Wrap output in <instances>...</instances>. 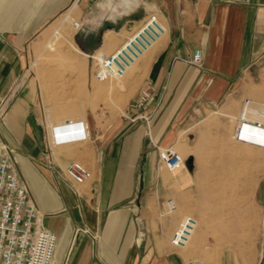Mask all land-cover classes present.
I'll list each match as a JSON object with an SVG mask.
<instances>
[{"label":"crops","instance_id":"obj_1","mask_svg":"<svg viewBox=\"0 0 264 264\" xmlns=\"http://www.w3.org/2000/svg\"><path fill=\"white\" fill-rule=\"evenodd\" d=\"M68 11L82 24L76 45L93 55L114 53L151 15L166 31L137 90L145 83L155 88L141 110L148 122L129 105L105 127L86 112L90 137L49 149V128L28 87L0 124L45 215L44 227L57 236L55 264H264V188L251 216L261 250L258 242L244 246L238 236L215 238L205 226H197L190 249L171 244L179 222L198 217L194 159L187 154V169L168 175L158 166L157 151L177 144L185 149L180 132L191 113L241 98V82L264 53V0H0V99L24 74L32 39ZM197 49L202 56L194 64ZM71 112L56 113V121L50 114V126L83 119L82 109ZM72 161L90 170L85 183L66 176Z\"/></svg>","mask_w":264,"mask_h":264},{"label":"rangeland","instance_id":"obj_2","mask_svg":"<svg viewBox=\"0 0 264 264\" xmlns=\"http://www.w3.org/2000/svg\"><path fill=\"white\" fill-rule=\"evenodd\" d=\"M75 21H79L75 13H63L29 43L27 66L0 124L8 117L18 92L28 87L34 93L38 115L45 128H50V114L54 115L56 121V113L69 115L71 111L80 109L84 114L78 116L83 118L79 120L86 122L85 113L92 112L98 124L105 127L117 119L128 105L130 107L142 84L148 57L160 41L133 64L123 78L98 81L95 72L101 54L93 55L76 45ZM61 35L65 37L63 42ZM67 48L69 51L63 53ZM64 54L71 62L70 67L60 65ZM98 88L103 90H99V93ZM237 95L241 98L229 97L214 108L191 113L180 132V139L185 138L188 144L184 142L183 151L180 144L175 147L183 158L191 154L194 159L198 231L205 226L204 229L215 238L226 237L229 240L238 236L244 246L249 245L252 249L258 242L261 250L260 237L252 227L254 222L251 216L256 213L257 191L264 188V149H259L260 145L238 141L234 135L240 121L250 123L249 119H257L264 123V53L246 73ZM245 105L258 113L245 116ZM45 137L47 139V131ZM0 139L13 151L1 135ZM163 172L170 175L167 169ZM198 231H195L184 250L194 245Z\"/></svg>","mask_w":264,"mask_h":264},{"label":"built area","instance_id":"obj_3","mask_svg":"<svg viewBox=\"0 0 264 264\" xmlns=\"http://www.w3.org/2000/svg\"><path fill=\"white\" fill-rule=\"evenodd\" d=\"M76 31L82 29L80 21L74 22ZM166 31L164 24L156 15H151L127 38L125 43L110 55L98 59L95 78L106 81L123 77L128 69L156 45ZM202 52L197 49L191 62L198 64ZM15 86L0 99V121L4 118L9 105L17 93ZM155 88L145 83L130 104L138 114L136 118L148 122V117L141 111L151 98ZM245 116L257 112L244 106ZM247 118V117H246ZM248 119V118H247ZM240 122L236 128L235 139L264 147V123L254 119ZM90 137L88 124L83 120L69 119L51 125L47 132V146L84 141ZM158 166L175 172L187 169L186 159L175 146L157 147ZM66 176L76 184H83L91 177L90 170L81 162L72 161L65 167ZM174 209L171 204L170 210ZM44 213L39 209L24 175L17 169L13 151L0 139V264H55L54 253L57 243L55 233L44 227ZM198 226L193 216H185L178 224L171 244L178 248L186 247Z\"/></svg>","mask_w":264,"mask_h":264},{"label":"bare ground","instance_id":"obj_4","mask_svg":"<svg viewBox=\"0 0 264 264\" xmlns=\"http://www.w3.org/2000/svg\"><path fill=\"white\" fill-rule=\"evenodd\" d=\"M68 34H69V32H68ZM71 36V35H70ZM60 37V36H59ZM61 38H63V40H62V42L65 40L64 38V35H61ZM68 38V37H67ZM66 41H67V39H66ZM65 41V42H66ZM58 42V41H57ZM67 43V42H66ZM68 43H70V42H68ZM69 45H71L72 46V44H69ZM76 47V46H75ZM59 49V48H58ZM56 50V49H55ZM77 50V49H76ZM69 51V49L67 48V49H65L64 51H63V53H65L66 54V52H68ZM62 55V58H61V63H60V65H63V67H70L71 66V62L69 61V59H68V57H67V55ZM102 56V55H101ZM57 57V56H56ZM58 58H59V56H58ZM99 59H101V57H99ZM63 69V68H62ZM64 70V69H63ZM127 73V72H126ZM124 77V76H123ZM123 77H121V78H123ZM99 87V86H98ZM99 90H103V88L101 89V88H98V91ZM101 91H99V93H100ZM257 101V100H256ZM261 102V101H260ZM254 111H256V110H254ZM257 113H258V111H256ZM260 112V111H259ZM256 113V114H257ZM241 122V121H240ZM255 146V145H254ZM256 147V146H255ZM259 149H264V147H262V146H259ZM242 150V149H241ZM243 151V150H242ZM241 154V153H240ZM254 156V155H253ZM255 158H256V156H255ZM244 159V158H243ZM256 163V162H255Z\"/></svg>","mask_w":264,"mask_h":264},{"label":"water","instance_id":"obj_5","mask_svg":"<svg viewBox=\"0 0 264 264\" xmlns=\"http://www.w3.org/2000/svg\"><path fill=\"white\" fill-rule=\"evenodd\" d=\"M192 162H193V159L190 158V159L188 160V163L191 164Z\"/></svg>","mask_w":264,"mask_h":264}]
</instances>
